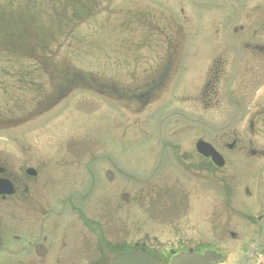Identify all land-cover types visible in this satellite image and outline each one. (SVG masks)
<instances>
[{
	"label": "flooded vegetation",
	"instance_id": "af4514ba",
	"mask_svg": "<svg viewBox=\"0 0 264 264\" xmlns=\"http://www.w3.org/2000/svg\"><path fill=\"white\" fill-rule=\"evenodd\" d=\"M184 1L191 3L200 0ZM201 1L230 2L238 5L239 13L225 26L223 19L216 25L214 22L209 23L201 36L190 31L183 67H175L167 61L157 68L156 78H152L150 82L165 85L185 80L188 90L185 101L188 108L171 114V124L176 129L181 123L179 119H184L188 129L211 134L210 142L221 152L225 149L232 150L231 143H237L236 135L246 129L252 132L259 128L264 132V18L257 19L253 13L256 8L255 0ZM214 19L216 21L217 17ZM235 21L236 28L229 29L230 24ZM185 25L187 28L194 26L193 16H186ZM222 25L224 28H221ZM14 81L13 84L8 83L10 86L0 84L2 91L6 92L11 86L16 87L19 82ZM44 96L47 101L35 115L27 109L13 108L16 107L14 98H5L0 103V133L4 134V141L0 142V186L4 180L13 189L10 195L0 194V264L106 262L113 253L102 239L97 245L100 230L98 232L95 223L75 224L73 230L61 238L52 237L59 235L60 228L47 225L49 210L45 195L48 190L45 188L50 177L43 174L44 159L32 157L29 135L34 130L48 127L50 117L51 120L58 119L63 100L58 95L51 99ZM23 102L28 106L31 100L26 95ZM52 108L57 110L50 115ZM132 117L133 122L140 124L144 118L143 111H136ZM224 132L223 136L219 135ZM230 140V144L226 142ZM238 150L241 151V147ZM164 152L170 167L184 165L195 175L187 180L190 191L185 193V200H180L186 205V220L195 222L203 215L200 214L199 206H203V201L209 196L208 186L217 184L223 189L224 184L232 182L236 177H228L226 181L223 177H204L209 167L214 169L210 159L200 156L192 149L182 151L176 142L170 143L168 150L165 148ZM29 169H33L34 176L28 174ZM165 174H159L158 177ZM171 195L174 201L170 209L175 213L165 223L173 225L178 219L177 209L182 206L177 202V197L180 196L177 191L172 190ZM191 203L196 207L192 212ZM262 207L264 209V203ZM218 224L215 217V227ZM255 225L251 221L247 232L253 233ZM232 234L228 229L221 232L224 240ZM231 238L236 239L235 235ZM133 245L139 251L145 249L142 244L143 247L139 243ZM113 251L122 252L118 248ZM160 257L164 259L163 255Z\"/></svg>",
	"mask_w": 264,
	"mask_h": 264
},
{
	"label": "rangeland",
	"instance_id": "374dc122",
	"mask_svg": "<svg viewBox=\"0 0 264 264\" xmlns=\"http://www.w3.org/2000/svg\"><path fill=\"white\" fill-rule=\"evenodd\" d=\"M128 0H120V5L124 6ZM143 2L147 5H152L154 8V12L159 16L162 23H170V19L174 16L176 13H180L177 11V9L187 10L192 16L193 19L196 21L198 25V30L200 32L204 31L207 26L206 22L211 18L212 22L215 23V25L218 23V21L222 20V16L218 14V12H214V8L210 6H200V5H176L175 2L172 0H143ZM113 3H116L115 0H113ZM5 3L0 2V8ZM187 6V7H186ZM110 7L107 6L106 10H109ZM150 9V7H148ZM105 11L99 14L98 20L93 21L92 18L90 21L85 22L84 24H81L79 27L73 28L71 26H68V29L65 30V36L63 40V48L61 51L54 57V62L57 61H69L74 63V65H77L79 69L83 74H89V73H98L103 74L101 72V67L105 63L109 64L115 60V57H111V60L105 61L103 58L104 56L111 55L114 49V41L118 42L120 39L116 35L117 30L116 23L114 20L107 22H100L99 19L103 18L105 16ZM214 12V13H213ZM107 13V11H106ZM7 17V13L5 14ZM215 17H217L216 21H214ZM27 22L25 26L30 30L32 38L37 42L42 44L45 42L50 35V33L54 30V25L51 22H48L45 19L40 18L39 16L34 15L32 18L29 16H26ZM67 20H73L72 17H67ZM72 22L68 23L70 25ZM161 30H168L165 26L160 24ZM161 30L157 31V35L159 36L154 43L159 44V40L164 39L166 36V33L162 32ZM168 32V31H167ZM56 39V37H55ZM127 40H134V36L126 37ZM136 42V41H135ZM124 47V46H123ZM51 50H54V46H52ZM110 57V56H108ZM105 61V62H104ZM2 62H16L15 58L10 57L8 55H3V59L0 60V63ZM27 62V61H25ZM90 62H96L98 66H101L98 71L93 70L87 66V63ZM104 63V64H103ZM31 67V66H28ZM33 71V70H32ZM45 76L44 78H46ZM0 78H10V77H4L1 75L0 72ZM7 79V80H8ZM34 80V79H32ZM178 86H181V89L185 87L183 83L181 85H178L177 83H172L168 85V91L170 95H173L175 90L178 88ZM189 88V87H188ZM23 88L19 86L16 89L15 92V99H20L22 94ZM188 91V90H187ZM166 93V91H164ZM163 92V93H164ZM158 95L156 99L152 100L150 99L149 105L145 107V111H147L146 115H148L149 111L155 110V111H164V110H174V109H186L188 108L186 102L184 105V102L180 99L182 98V94L179 92V95L175 97H168L167 93L163 95ZM14 94V92L12 93ZM2 98H5L1 95ZM11 97V96H9ZM12 98V97H11ZM169 98V99H168ZM79 99H88L87 103H90V108L93 110L98 109L96 112L91 110H77L73 115L71 109H69V106H65L63 109V112L68 116L64 124L59 122L57 126V131L62 132V137L60 139V142L62 144L60 145H51L48 150V156L49 158H54L55 168L54 170L51 166L47 167V171L52 174V177H60L61 182L63 183L65 187V191H63V201L66 203V205L71 204L75 205V200L72 198H68L69 194V183L73 184L75 182L76 177H105L104 170H108L112 167V165L116 166L117 168H120L124 172L131 173L135 175V177H126L127 179H137L146 177L153 169L155 165V151L153 147L156 146V139L153 136V130L145 129V131L148 132L146 136L142 137L140 134H137V139L134 141L130 139V133L127 131L123 134H121L120 131H117L116 133L112 128H109V118H110V111L106 108H101V102L96 99V97L90 96L89 94H79ZM1 100V99H0ZM72 100V99H70ZM159 101V102H158ZM155 103V104H154ZM154 104V105H153ZM99 106V107H98ZM69 112V113H68ZM57 124V123H56ZM55 123H53L54 126H56ZM63 124V125H62ZM51 129V128H50ZM49 129V130H50ZM164 130V127H163ZM165 132L170 133L172 131L171 124H167L165 127ZM59 136V132L52 133V131L47 132V135L45 133H42L36 137H33L31 140L34 139H42L46 140L48 142L51 141H57L56 137ZM254 137L259 140L260 135H254ZM64 140L69 139L70 141L68 143H65ZM30 140V141H31ZM99 142V146H94L95 143ZM264 142V141H262ZM190 142H188L189 144ZM98 147L97 155L98 158L93 162V165L87 166L84 169L81 170L79 167H73L69 165V157L70 156H76L77 164L82 165L84 162L87 161V159H92V148ZM257 147V146H255ZM83 148H90L88 151L83 152L80 156L78 154L80 153V150ZM66 154V155H61ZM102 161V162H98ZM252 161V160H251ZM231 167H227L223 169V171H220L216 174V177H242V181H246L248 178L246 177H256V172L259 170L260 165L262 162L256 161L251 169L249 168L248 164H246V167L242 165L241 159L237 158L235 162ZM95 166H100L104 170L97 171ZM233 167L235 168V172L232 171ZM255 173V174H254ZM112 177L116 178L118 177L116 174H113ZM167 179H173V177H161L160 182L165 184V181ZM158 183V182H157ZM158 185V184H157ZM178 186H181L178 182ZM139 186H135L134 191ZM157 187V186H156ZM111 191H115V187H111ZM141 190L137 194H140ZM107 194V193H106ZM111 202L112 205H123L115 193H111ZM104 195H101L100 198H103ZM151 196V195H150ZM152 197V196H151ZM93 197H91L90 202H92ZM109 198H107L108 200ZM148 201L151 199L146 198ZM140 199L138 198L136 203L139 204ZM86 207L88 209V202ZM134 202L128 203V208H132L136 205ZM98 205V204H95ZM127 206V205H125ZM163 206L165 205V201H163ZM68 212L69 209H66ZM89 213L92 212V205L91 209L89 210ZM70 217H72L70 215ZM58 219H61L60 217H57ZM67 220V219H66ZM136 224H134L131 231L128 233V237L125 235V239H131L133 236H137V230ZM196 227L192 226L191 222L186 220V215H183L175 228V231H180V237H184V240L186 243H195L198 241V236L196 234ZM126 230H129L126 229ZM234 230V227H233ZM174 230H168L165 228H160L155 231V235L157 236L158 243H161V246L166 245L170 241H172ZM209 236V234H208ZM210 237V236H209ZM244 242V241H243ZM242 242V243H243ZM240 243V247L238 245L234 244V247H229L226 245H223L221 248L223 251L227 253L226 255V261L222 262L220 264H238L240 263L237 261L238 258V250L243 247L244 245ZM248 249L243 250V254H246V257L249 256V249H251L248 244L246 245ZM259 253L261 255L264 253V251L259 250ZM236 259V261H235ZM258 260V261H256ZM245 264H264V258L256 259L254 258L250 262H245Z\"/></svg>",
	"mask_w": 264,
	"mask_h": 264
},
{
	"label": "water",
	"instance_id": "95a60500",
	"mask_svg": "<svg viewBox=\"0 0 264 264\" xmlns=\"http://www.w3.org/2000/svg\"><path fill=\"white\" fill-rule=\"evenodd\" d=\"M218 165L220 166L221 163H218ZM216 259L217 256L210 252L205 253L203 256L187 253L176 256L174 259H172L170 264H210L212 260H216ZM109 264H157V263L152 262L142 254L136 252H130L113 257Z\"/></svg>",
	"mask_w": 264,
	"mask_h": 264
}]
</instances>
